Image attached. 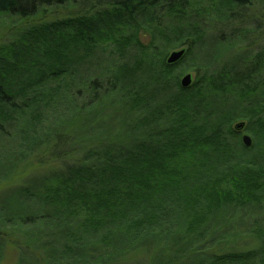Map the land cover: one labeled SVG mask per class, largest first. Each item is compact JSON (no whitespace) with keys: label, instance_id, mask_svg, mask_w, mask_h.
Here are the masks:
<instances>
[{"label":"trees","instance_id":"trees-1","mask_svg":"<svg viewBox=\"0 0 264 264\" xmlns=\"http://www.w3.org/2000/svg\"><path fill=\"white\" fill-rule=\"evenodd\" d=\"M11 249L264 264V0H0V262Z\"/></svg>","mask_w":264,"mask_h":264},{"label":"water","instance_id":"water-1","mask_svg":"<svg viewBox=\"0 0 264 264\" xmlns=\"http://www.w3.org/2000/svg\"><path fill=\"white\" fill-rule=\"evenodd\" d=\"M186 52H187V49H179V50L173 51L170 54V56L168 57L167 63L169 65H173V64L178 63L184 57ZM193 81H194V79H193V76L191 74L185 75L181 79L182 88H184V89L189 88L193 84ZM235 129L242 133L245 129V123H238L235 126ZM242 141L246 147H251L253 144V140L249 135H243Z\"/></svg>","mask_w":264,"mask_h":264},{"label":"rangeland","instance_id":"rangeland-1","mask_svg":"<svg viewBox=\"0 0 264 264\" xmlns=\"http://www.w3.org/2000/svg\"><path fill=\"white\" fill-rule=\"evenodd\" d=\"M187 74H191V75L193 76V79L195 80L196 75H195L193 72H189V71H187V72L181 77V79H182L185 75H187ZM240 123H241V122H240ZM241 135H242V137H243V135H249V134L243 131V132L241 133ZM249 136H250V135H249ZM250 137H251V136H250ZM18 258H19V256H18V252H17V250H15V249H11V250H8V252H7L5 258L2 259V261L0 262V264H18Z\"/></svg>","mask_w":264,"mask_h":264}]
</instances>
